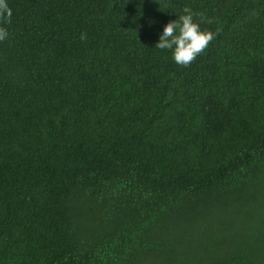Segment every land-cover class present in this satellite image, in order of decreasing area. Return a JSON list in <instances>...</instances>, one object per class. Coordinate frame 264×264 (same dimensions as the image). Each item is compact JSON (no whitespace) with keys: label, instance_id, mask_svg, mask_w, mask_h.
Returning a JSON list of instances; mask_svg holds the SVG:
<instances>
[{"label":"trees","instance_id":"1","mask_svg":"<svg viewBox=\"0 0 264 264\" xmlns=\"http://www.w3.org/2000/svg\"><path fill=\"white\" fill-rule=\"evenodd\" d=\"M8 4L0 264H264V0Z\"/></svg>","mask_w":264,"mask_h":264},{"label":"clouds","instance_id":"2","mask_svg":"<svg viewBox=\"0 0 264 264\" xmlns=\"http://www.w3.org/2000/svg\"><path fill=\"white\" fill-rule=\"evenodd\" d=\"M12 14L8 0H0V42L8 38V29L4 25L11 24ZM196 15L200 16V22L213 23L204 13L197 14L191 7L185 6L178 19L169 21L164 26L155 45L161 50H171L174 61L183 67L190 66L216 38L215 32L201 29L200 22L194 19ZM86 38L87 34L81 33L80 39Z\"/></svg>","mask_w":264,"mask_h":264}]
</instances>
